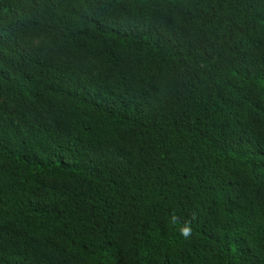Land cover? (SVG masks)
Here are the masks:
<instances>
[{"label": "trees", "instance_id": "obj_1", "mask_svg": "<svg viewBox=\"0 0 264 264\" xmlns=\"http://www.w3.org/2000/svg\"><path fill=\"white\" fill-rule=\"evenodd\" d=\"M0 264H264V0H0Z\"/></svg>", "mask_w": 264, "mask_h": 264}, {"label": "clouds", "instance_id": "obj_2", "mask_svg": "<svg viewBox=\"0 0 264 264\" xmlns=\"http://www.w3.org/2000/svg\"><path fill=\"white\" fill-rule=\"evenodd\" d=\"M170 223L174 227H178L179 234L184 237L185 239L189 238L192 234V228L190 222H183L179 221V218L176 215H171Z\"/></svg>", "mask_w": 264, "mask_h": 264}]
</instances>
